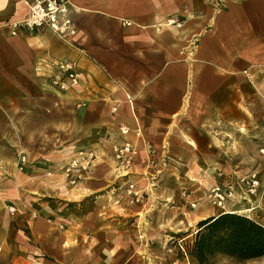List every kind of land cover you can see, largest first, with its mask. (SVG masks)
<instances>
[{
  "label": "crops",
  "instance_id": "obj_1",
  "mask_svg": "<svg viewBox=\"0 0 264 264\" xmlns=\"http://www.w3.org/2000/svg\"><path fill=\"white\" fill-rule=\"evenodd\" d=\"M26 13L0 0V264H186L166 242L218 213L204 202L207 152L223 150L218 97L240 76L264 80V0H71L65 37L12 34ZM123 142L137 147L126 170L112 156ZM87 151L96 157L71 183L63 167ZM162 152L192 180L164 169Z\"/></svg>",
  "mask_w": 264,
  "mask_h": 264
},
{
  "label": "rangeland",
  "instance_id": "obj_2",
  "mask_svg": "<svg viewBox=\"0 0 264 264\" xmlns=\"http://www.w3.org/2000/svg\"><path fill=\"white\" fill-rule=\"evenodd\" d=\"M232 84L231 92L224 93L218 97L220 105H223V108L219 114H216L218 118L213 125V130L217 137L216 143L223 150L221 151L219 148L220 152H207L208 154L199 152L200 156L203 155L205 157V154H207L211 155L213 159L211 168L207 170H211V174H206L210 185L206 186L207 188L204 190V202L216 207L218 213L234 211L245 214L264 224V80H261L259 83L249 76H245L244 78L240 76ZM87 153L89 152H80L77 157L72 159H77L81 164H84V156ZM92 153L94 154V152ZM95 157L94 154L87 168L79 165L77 170H74L75 181L77 180L78 172L80 170H87ZM154 162L150 161L149 165H153ZM27 164L24 169H27ZM160 164L164 169L169 166L175 167L178 178L192 180L184 172H179L180 167L174 165L168 152H162ZM64 177L69 180L65 175ZM250 178H254L258 182L254 188L247 182ZM204 180L205 178H202V180L201 178L198 179L199 184L203 183ZM75 181L70 182L75 183ZM127 186L125 193L132 201L131 196L127 193ZM215 186L221 188L224 196L220 205L214 201L213 195L210 196L211 190ZM136 189L143 199L139 203L145 202V194L140 192L138 188ZM181 192L183 196H186V189H183ZM191 204H195V206L192 207ZM196 205L195 201L189 202V207L191 208H195ZM10 207L12 205H7L8 211ZM195 224L196 222L187 231L183 230L178 234L168 237L166 242V245H169V250L167 249L169 252L178 250L182 258H188L193 264L197 263L186 254L185 244L191 239ZM141 239L145 246L152 244V240L145 237V235H142ZM177 255L173 256L170 264H179ZM187 260L185 262L189 264ZM213 264H264V256L247 260L217 256Z\"/></svg>",
  "mask_w": 264,
  "mask_h": 264
},
{
  "label": "built area",
  "instance_id": "obj_3",
  "mask_svg": "<svg viewBox=\"0 0 264 264\" xmlns=\"http://www.w3.org/2000/svg\"><path fill=\"white\" fill-rule=\"evenodd\" d=\"M27 8L26 15L17 21L10 22L12 27V34L20 28L27 30H35L40 28H50L59 35L65 37L67 34L72 35L75 30L72 25L71 17L69 16V8L71 7V0H22ZM59 70L61 76L70 79L71 83L76 84L78 80V74L73 70V65L70 63H60ZM54 85H58L61 89L64 88L61 77L52 81ZM120 131L123 134L128 132L126 126H121ZM84 156V164H81L77 159H72L67 162L63 167V174L69 178L71 182L75 181L74 170H77L79 165L87 168L93 159L94 154L92 151H87ZM137 154V147L130 142H123L113 146V157L118 167L121 169H127L133 162L134 157ZM27 164L26 154L21 152L17 159V167L19 170H23ZM249 185L254 188L258 182L254 178H250L247 181ZM127 193L131 196L133 203H139L143 199L139 191L136 189L134 183H129L127 186ZM213 195L219 205L221 204L224 196L219 186L212 188L210 196ZM195 206V204H191ZM10 212H14L15 208L12 206L9 208Z\"/></svg>",
  "mask_w": 264,
  "mask_h": 264
},
{
  "label": "trees",
  "instance_id": "obj_4",
  "mask_svg": "<svg viewBox=\"0 0 264 264\" xmlns=\"http://www.w3.org/2000/svg\"><path fill=\"white\" fill-rule=\"evenodd\" d=\"M185 252L197 264H213L217 256L247 260L264 256V224L234 211L198 220Z\"/></svg>",
  "mask_w": 264,
  "mask_h": 264
}]
</instances>
